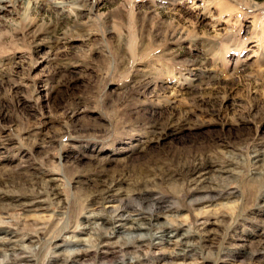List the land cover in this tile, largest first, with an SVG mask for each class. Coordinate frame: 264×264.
Segmentation results:
<instances>
[{
    "label": "rangeland",
    "instance_id": "374dc122",
    "mask_svg": "<svg viewBox=\"0 0 264 264\" xmlns=\"http://www.w3.org/2000/svg\"><path fill=\"white\" fill-rule=\"evenodd\" d=\"M16 263L264 264V0H0Z\"/></svg>",
    "mask_w": 264,
    "mask_h": 264
},
{
    "label": "bare ground",
    "instance_id": "6f19581e",
    "mask_svg": "<svg viewBox=\"0 0 264 264\" xmlns=\"http://www.w3.org/2000/svg\"><path fill=\"white\" fill-rule=\"evenodd\" d=\"M254 7V5L252 6ZM256 8V7H255ZM201 168V167H200ZM33 185V184H32ZM41 191V190H40ZM91 220H96V216L91 215L89 217ZM105 221V220H104ZM98 222V221H97ZM109 222V221H108ZM96 223V222H95ZM103 223V222H102ZM99 224V223H98ZM101 227V226H100ZM105 227V226H104ZM108 227V226H107ZM141 228V226L139 224L136 223L135 218H130V217H123L120 216L118 219H116L114 221V223L112 224V230L115 229H125V230H133L136 232V230H139ZM167 229L165 226L164 227H160L158 230L160 233L163 234V236L165 238H171V236L167 233ZM106 230V229H105ZM107 231V230H106ZM109 232V231H108ZM110 233V232H109ZM162 238V237H161ZM3 239V238H2ZM141 241V240H140ZM77 256V255H76ZM7 261V260H6ZM17 264V263H16Z\"/></svg>",
    "mask_w": 264,
    "mask_h": 264
}]
</instances>
